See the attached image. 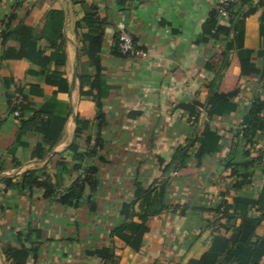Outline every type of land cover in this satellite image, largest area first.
I'll return each instance as SVG.
<instances>
[{"label": "crops", "instance_id": "0c3cea01", "mask_svg": "<svg viewBox=\"0 0 264 264\" xmlns=\"http://www.w3.org/2000/svg\"><path fill=\"white\" fill-rule=\"evenodd\" d=\"M248 1L253 6L259 5L244 20L243 46L258 51L262 49L259 24L264 0ZM92 7L103 21L99 56L106 89L101 102L108 125L101 131L102 148L91 159L78 163L72 160L70 147L77 142L80 151H87L96 136L93 128L96 91L90 90L89 83H84L80 90L81 78L93 76L94 68L83 52L81 31L76 29ZM247 9L244 6L242 12ZM216 10L217 0H0V57L8 48L17 51L20 47L18 37L11 35L2 41L1 35L24 25L31 30L34 40L61 43L66 55L61 71L70 88L68 94H60L57 84L50 79L41 81L38 76L28 75L29 70L39 71L28 60L0 58V180L13 178L15 182L33 169H42L53 178L59 162L68 168L59 193L83 175L88 166L97 167L100 179V188L91 197L95 202L93 211L85 200L78 208L62 207L43 199L37 189L18 193L0 185V264H101L100 250L111 242L119 264L165 261L187 264L208 249L210 222L217 219L215 212H203L202 208L213 209L222 200L238 195L263 198L260 180L264 132L252 138L258 140L249 149L247 160L257 159L254 168L248 163V169H239L240 177H234L233 167L224 166L253 98L260 96L264 102V85L257 75L240 74L237 53L235 50L227 53L226 42L216 43L203 34L202 25ZM53 12L64 17L62 39L56 38L49 19ZM219 22L226 24L221 17ZM121 31L130 32L147 53L146 58H123L115 53ZM232 37L233 32L229 39ZM226 55L228 66L221 71ZM253 62L261 66L262 58L253 57ZM220 71L214 98H223L239 89L233 99L236 112L208 119L200 108L197 122H193V117L177 107L192 101L204 102L212 80ZM9 79L25 89L40 87L43 97L33 99L36 111L50 97L68 104L70 114L62 138L44 159L32 157L42 139L40 133L28 130L17 138L20 126L7 102V94L14 90V85L5 82ZM261 115L264 117V109ZM78 120L89 123L79 138ZM205 124L222 137L221 152L204 157L199 167L191 161L186 168L173 171L172 166L161 175L163 166L158 158L168 163L174 149L194 132L199 133ZM74 165H81L77 172L71 171ZM163 180L168 184L165 201L171 208L146 222L142 248L139 253H132L120 240L111 239L109 231L120 219L123 202L132 200L135 181L152 184ZM235 184L240 187L233 188ZM28 227L42 231L36 258L28 242L24 241L22 250L14 239ZM256 233L264 237V222ZM9 246L14 252L8 257L5 252Z\"/></svg>", "mask_w": 264, "mask_h": 264}, {"label": "trees", "instance_id": "16d2710c", "mask_svg": "<svg viewBox=\"0 0 264 264\" xmlns=\"http://www.w3.org/2000/svg\"><path fill=\"white\" fill-rule=\"evenodd\" d=\"M258 5L253 6L248 0L228 2L223 6L227 14L224 18L226 24H220L218 8L204 22L202 32L211 37L216 43L226 42L225 49L227 53L231 50H235L237 53L240 62V74L247 77L257 75L264 85V12L260 15L259 24L262 49L252 51L243 46L244 20L257 11ZM244 6H247L248 9L242 12ZM49 15L56 38L62 39L63 15L55 12ZM102 22L96 8L92 7L87 10L82 21L76 24V29L81 31L80 43L83 52L88 57L90 66L94 68L93 76L81 78L80 90L83 89L84 83H89L90 90L96 91V94L93 95L96 106L95 124L93 125L96 136L93 146L82 152L79 150L77 142H75L69 149L72 153V160L78 163L91 159L96 155L97 150L102 148L101 131L108 125L107 114L103 112L101 102L106 89L102 77L103 67L99 56L103 41ZM231 32H233V37L229 39ZM11 35L14 38H19L20 47L17 51L8 48L1 54L0 58L28 60L39 68L38 72L29 70V76H38L41 81L50 79L57 84L58 93L68 94L69 84L63 71H61L66 62V55L61 43L55 44L48 39L34 40L31 36V30L24 25H18L3 33L1 35L2 41H5ZM118 35L114 48L115 53L123 58H129L122 56L118 51ZM203 40L205 41V38ZM46 52H48L47 55ZM253 57L262 58L261 66H257L253 62ZM227 66L228 56L226 55L221 71ZM221 71L212 80L210 93L204 102L192 101L191 103L180 104L177 107L193 117V122H197L200 108L205 110L208 119L236 112L237 105L233 102V99L238 95L239 89L231 91L223 98H214L221 80ZM5 82L7 85H14V90L7 94V102L12 115L14 112L19 113V117L15 118L20 126L17 134L18 140L28 130L40 133L42 139L36 144L32 157L39 160L44 159L62 138L64 125L70 114L68 104L59 101L56 97H50L36 111L34 110L33 99L38 96L43 97L40 87L25 89L12 79ZM263 109L264 102L261 97H254L248 112L242 118L237 142L224 160L225 167H233L232 176L234 177H240L239 169H248V163L251 167H255L257 159L252 158L250 161L247 159L250 153L249 149L258 140H252V138L264 132V117L261 115ZM27 114L28 116H26ZM88 127V122L78 120L76 137L79 138ZM86 142L90 144L89 140ZM222 148V137L212 130L208 124H205L199 133L194 132L192 136L185 140L183 145L174 149L168 163H164L163 159L158 158V163L163 166L160 174H166L172 166L173 171L186 168L191 161L195 163L196 167H199L204 157L220 153ZM80 166L74 165L71 171L77 172ZM57 167L59 170L53 178L49 177L42 169H33L22 174L15 182L13 178H3L0 180V185L5 190L12 189L18 193H31L33 189H37L42 192L43 199L53 200L62 207L78 208L85 200L90 211H93L95 202L91 200V197L100 188L97 167L88 166L84 169V174L77 176L62 193H59V188L63 186V177L68 168L64 162L57 163ZM248 174L250 175V173ZM133 185L135 187L133 198L130 202L121 205L120 219L110 229L109 237L120 240L132 253L137 254L143 245L146 222L166 212L171 206L165 201L168 186L166 180L156 181L152 184H141V182L135 181ZM239 187L240 184L233 186L237 189ZM172 208L177 207L173 206ZM201 210L208 213L215 212L217 219L210 222L212 234L208 249L198 259H190L187 264H264V237L256 233L259 225L264 222V197L255 200L251 196L238 195L228 200H222L213 209L202 208ZM222 219H225L226 222L221 223ZM41 234L42 231L39 228L28 227L17 233L14 239L20 244L22 250H25L24 241L28 242L31 252L36 258L42 244ZM13 252L14 248L9 246L5 254L9 257ZM100 252L102 254L101 264H119L113 242L108 247L102 248ZM153 264L180 263L165 261L154 262Z\"/></svg>", "mask_w": 264, "mask_h": 264}, {"label": "built area", "instance_id": "2783aa9c", "mask_svg": "<svg viewBox=\"0 0 264 264\" xmlns=\"http://www.w3.org/2000/svg\"><path fill=\"white\" fill-rule=\"evenodd\" d=\"M234 0H217L219 13L221 18H225L227 16L226 11L223 9V6L227 4L228 2H232ZM118 51L122 56H127L129 58H146L147 53L140 49L139 45L136 44L133 36L128 31H121L118 35V45H117ZM14 117L18 118L19 113L14 112ZM261 166H262V175L260 180V188L263 192L264 197V153L262 155L261 160Z\"/></svg>", "mask_w": 264, "mask_h": 264}, {"label": "rangeland", "instance_id": "374dc122", "mask_svg": "<svg viewBox=\"0 0 264 264\" xmlns=\"http://www.w3.org/2000/svg\"><path fill=\"white\" fill-rule=\"evenodd\" d=\"M123 203H127L126 201H124Z\"/></svg>", "mask_w": 264, "mask_h": 264}]
</instances>
